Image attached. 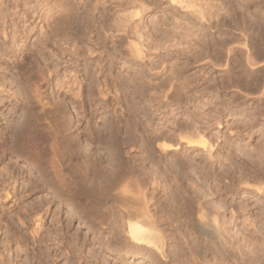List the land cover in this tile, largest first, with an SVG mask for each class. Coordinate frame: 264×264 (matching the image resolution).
<instances>
[{
	"label": "rangeland",
	"instance_id": "1",
	"mask_svg": "<svg viewBox=\"0 0 264 264\" xmlns=\"http://www.w3.org/2000/svg\"><path fill=\"white\" fill-rule=\"evenodd\" d=\"M142 1L140 0V2L143 5L145 3L144 8H146L147 11L143 14L142 18H140V17L136 18V19L133 18L134 22L135 21L136 22L135 23L131 22V24H130L132 26L131 27L132 31H130V32H133L132 34H130L131 37L121 38L122 40L118 39L117 42L115 43V45L118 46V43H121V44L123 43L122 45L119 44L120 48H118V49H121L125 43L127 44V41L133 42L131 40H136L137 36H138V35L136 36L134 34V29L136 27L135 31L136 32L139 31L138 33H141V35H143V37H141L142 43L140 42V39H138L139 41L137 40V44H139L141 49L144 51L143 57L140 58L141 60L144 59V60H142L143 62L142 61L139 62L140 59L133 60V61H132V59L129 60L126 55H125V58L122 56L120 57V56H118L119 54H115L116 52L114 53V51L113 52L111 51L114 49V44H113V42L112 43L110 42L111 41L110 39H111L112 35H113L112 37H114L116 34L111 35L110 31H109V33H107L108 32L107 31L106 32L108 35L107 36L104 33V31H101L99 33V36H97V38H95V35H96L95 33L92 34V32L90 33L89 31L88 32L86 31V33L85 32L82 33L83 31H85V30H83L84 29L83 28L81 30V32H79V34H77V38L74 36L77 39L75 41H77V43H78V49L76 48L77 52H75V54H73L74 57L72 55L75 63L72 65L62 64V62L64 60L66 61V60L70 59V56L63 55V53H61V51L59 50L60 49V46H59L60 45V43H59L60 38H58V37H60V34H62V32H61V30H58V32H56V31H57L58 26H60L58 24L59 23L62 24L63 23L62 21L63 20L65 21L66 19H65V17H63V18L57 17L58 15L56 16L57 18L56 17L54 19L51 18V20L52 19L54 20V21L52 20L53 23H52V21L51 22L48 21L49 23L45 22V23H42V25H41L38 20L33 19V16L31 14L23 16L22 15L23 13L21 12L20 13L21 18H19L21 21L19 19L17 21V24L19 23L18 24L19 30H23V29L25 30L26 29V31H28L29 33L32 30L30 33V37H32L34 35L31 39L28 40V43H26L25 45L23 44L22 39H21L22 41L20 39H17V40L12 39V37L9 34L10 33L9 29H8V35H7L8 40L3 39V36H1V34L3 33V30H1V28H0V30L2 32V33H0V39H1V41H0V48H1L0 49V54H1L0 55L1 56L0 57L1 58L0 59V86H1L0 87V101H1L0 113H3V115H2L3 118H1V114H0V128L3 129V130L0 129V132L3 131L2 133H0V140H1L0 141L1 142L0 148L2 149V150H0V154L2 153V151L5 150L7 153L6 157L9 156L8 158H12V161H13V163L11 161V163L13 164V165L11 164L12 168H14V166H20V167L23 166L24 167L23 170H25L24 171L25 173H23L22 176L21 175L18 176V180H17V183L15 186L9 185V190H10V193L12 194V195H10V198H6L5 194L3 195V193L0 191V264H6V263L7 264H24V263L25 264H27V263L28 264H35V263H38L37 260L42 261V262L48 261L49 263L51 262L50 264H65V263L66 264H159V259H156V260H158V262H157L156 260L150 258L151 255L149 253H127L126 254L125 251L120 252L119 250H117L116 247H114L113 245L111 246V241H112L111 230L106 225L103 227V225L101 223V219L99 218L100 215L97 214L95 208L92 207L93 208L92 209L90 206H88L89 208L87 207V205H86L87 198L86 197H83L81 195V197H80L81 199H79L77 201L73 200V204L71 205V203H69L68 199H65L66 197L58 195L55 190L50 189V187L47 186V183H46V185H45V183L43 184V182L41 180L43 179L42 176L44 173V170H43L44 167L39 164L38 157H34V156H32L33 153L28 154L27 152L25 153L26 155L28 154L27 156L25 154H23L25 156L22 157L23 155L20 154V156H21L20 157L19 154L15 153V151H12V150H14L13 149V144L15 143L14 140L17 139V134H18V132L21 131L20 129L23 128L22 131L20 132V134L22 133L21 135H24V136L27 135L26 131H28V130L31 132L30 136L34 133L35 135L34 134L33 135L36 137V135L38 134L41 137L40 138L37 135L36 139H38L39 142L44 140V137H47V132H45V131H47V129H48V127H47L48 121L46 120V117H44L45 118L44 119L42 114H41L40 109H38V110L36 109V108H40V107L38 105L36 106L35 102H33V100H31V99H30L31 100V102H30L27 99L26 93H24L25 92L24 90H27V89H25L26 85L24 84L26 82L23 81L22 79H21L22 81L20 80V75L18 74V71H17L18 67L21 68L20 65H22L23 69L22 68L21 69L24 71L29 70V68L32 69L31 67H36V69L39 68V69L43 70L45 72V74L50 73V80L47 82L49 85H47L46 82L42 83L43 94L46 95L45 97H47V99L51 103L53 101V98H54V101H56L57 103L61 101L60 103H58L56 105L53 104V106H55V108H57V106H58L57 109L60 111L58 113H63V111H64L66 113L70 112L74 115L72 121L68 122V124H67V122L65 123L67 129L65 128L64 123H62V125H64L61 127L63 133L59 129L61 136L63 137V135L65 134L64 136L71 137V138H69L71 140V142H70L71 145L72 146L75 145L74 146L75 148H79V149L82 148L81 152L84 155H87V156L90 155V157L92 159L94 158L93 157V155H94L95 158L93 160H96V161L98 159H100L97 161L98 166L94 169L95 171L93 170L94 175L92 174L89 181L86 183V185L90 184L89 186L91 187V189L93 191H95V193L102 194L103 192H100V189L103 187L105 188L109 185V180H110V177L112 175V169L114 170V166L117 163H121L123 165L127 164L130 166L132 165L137 170H141V171L143 170L142 172L144 174L149 173L148 176H150V173L152 172L151 173L152 177H155L158 180L161 179L162 181L161 180L158 181L161 184L158 188L160 190H157L156 196L158 195L157 200H159V201L161 200L160 202H162V203H165L166 200L170 198V197H167V195L169 196V194L172 193L171 190L174 192V193H172V195H170L171 197L176 195V193H177L178 195H176V196H179L180 199H183V197L185 196L183 191H185V190H181V188H179L178 186H176V189H175V185H177V183H175V184L172 183L173 181H175V180L178 181L177 179H179L182 183L184 182L183 184H185V187H189L186 189H190L191 193L194 191L199 193V196L200 197L202 196L203 201L208 204L207 206L210 207V205H212L210 208H214V206H216L217 208L215 207L214 210L217 209L221 212V214L223 215L222 217H224L223 219L225 220L224 226L227 225L225 228L227 229V231H229L228 236L233 239V243L235 244V247H234V252H235L234 254L235 255L233 254L234 259L236 258L235 260L237 262L241 261V263L239 262L240 264H242V262H244V264H246V263L247 264H253V263L254 264H264V225H263L264 224V199H263L264 194L262 195L260 193V191L258 192L257 189L255 190L256 187L255 188L252 186L250 187V185H247V184L244 186L241 185V187H240V184L239 185L237 184L238 182L235 183V185L231 184V181L232 182L234 181L232 179L235 178L236 175H237V177L240 176L239 178H242V177L247 178L249 176H247V175L245 176V174L252 175L254 171H256L257 174L264 179V116H263V118L260 117V112H259L260 109L258 110L255 107H252V108L251 107L250 108L249 107H245V108L241 107V108H239L238 106H236L234 104L232 105L228 101L227 98L225 99V97H223V95H221V93H220L221 91L218 89V87H219L218 85L221 84V77H220V75H218V73H212L210 70L199 71V67H197L196 65H192V63H191V66H188V65L186 66L185 62L187 61L186 58H188V55L186 56V53L183 55V53L181 54L180 52H177V54H174V53H176V52H174V53H171V55H170L169 52H167V50L165 49V47H167L169 45V43L168 44L166 43L167 39H169V38H167V36L168 37L175 36L176 31L180 32V34L190 33V34H188V36L190 35L192 37H189L188 40H192V41L194 40L193 34H196L195 35V40H196V37L197 38L199 37V39L201 37H202V39L203 38H205V39L211 38L210 36H212L215 33L216 35L214 34L215 35L214 37H216V39L218 41H220L222 38L221 36H224L223 35L224 31L227 33L232 32L231 34H235V32H236V31H234L235 27L232 28L233 26H230L229 24H227V26H230L231 28L226 27L225 25L224 26L226 28H224L223 25H221V27H219L218 24L215 23L214 24L215 27L218 26L220 29H218V28L216 29L214 27L215 29H212L211 31H209V28H207L208 27L207 25H201L196 21V19L191 15L190 9H188V10L185 8L183 9L182 6L172 4L170 2V0H146V1L144 0V3ZM126 2H128V0H101V4L99 6L100 8L98 7L99 10L94 12L93 17H94V15L96 17L103 16V19L105 17V20H108V22H109V21H112V19H114L116 16H122V17L127 16V19L129 18L132 21V19H131L132 15L131 14L132 13L134 14L136 9L133 8L134 9L133 10L131 8V10L130 9L126 10V11L122 10L123 4ZM235 2H237L238 5L240 2L246 6V8H245V6L240 4L241 7L239 5L237 8H238V11L240 10L241 13L245 9L244 11L246 13L243 12V14L249 15L247 17L245 16L246 23L248 24L247 28H250V26L252 24H254L251 26L254 29L252 31H249L250 33L247 32L248 33L247 36L245 35V39H248L246 42V44H247L246 47L249 48V52H250V51H252V49L250 50V47H252L251 45H249V44H251L250 42H253L252 45L256 46V44H258V42L261 40L256 47L258 48V46H260L261 43H263L261 45V48H263V49L259 48L260 49L259 50L253 46L254 49L251 53L255 52L256 50H259L261 52V50H262V52L261 53L259 52V53L261 55H263L264 54V52H263L264 51V40H262V39L264 38V36H263V34H264L263 33L264 32V30H263V28H264L263 27L264 26V6L253 5V3L245 4L246 2L244 3V0H241V1L239 0V2H238V0H236ZM81 3H83V2H81ZM30 5H33V4L30 3ZM30 5H29V7H30ZM247 5L249 6V8ZM21 8H22V10L24 9V4L21 5ZM216 8H218V7H216ZM216 8H213V9L211 8V13H214L215 10H216L215 13H217V12H219V9H220V11L222 9V8H218V9H216ZM82 9L83 8L80 9L81 13H83ZM83 10H85V7ZM120 10H121V14L118 13ZM31 11H33V10L31 9L30 12ZM223 11H225V10H223ZM250 11L253 13L251 14ZM73 12L74 11H72V13ZM100 12H102L104 15L99 14ZM75 13H76V11H75ZM97 13H98V15H97ZM115 14H116V16H115ZM128 14H130V15H128ZM256 14L258 15V17L256 16ZM22 16L24 18H22ZM108 17H111V19ZM248 17L250 18L249 23L247 20ZM251 17L252 18L254 17L253 19L255 21H253V19ZM23 19H25L26 21H24ZM245 20H243L244 22L243 23L241 22V24H243V26L245 25V27H246V24H244ZM256 21L261 22L263 25L261 26V24L259 22H256ZM0 22H1L0 27H2V29H4V25L6 26L5 22L4 21H0ZM79 22L81 25V21H79ZM254 22L256 24L259 23L258 24L260 26V27L258 26V28L260 29L259 32H258V28ZM25 23H26V25H25ZM250 23H251V25H250ZM2 24H3V26H2ZM39 24L43 27V32H41V30L39 28L41 26ZM53 24H55V25L53 26ZM44 25H46V26H44ZM47 25H49V26L47 27ZM30 26L32 29L29 28ZM51 26H53L54 28ZM61 26L59 27V29H61ZM48 28L51 29L52 31L48 30ZM204 28H207L208 32L205 31L206 29H204ZM227 28H229L230 30ZM252 28H250V29H252ZM28 29H30V30H28ZM53 29H55V32L58 35V37H56L57 39L55 38L56 41L54 39V40L49 41L50 43L48 42L46 44L47 46H45V45L41 46V44H39V41H38L39 35H41V33L43 34L44 30L50 31L53 33L54 32ZM236 29H237V27H236ZM218 30H219V32L222 31V34L218 35L219 34V32H217ZM261 30H263V32ZM59 31L61 33H59ZM173 31H175V32H173ZM253 31H255V32H253ZM36 33H38V37H37ZM167 33H169V34L166 35ZM171 33H173L175 35H173ZM207 33H209V34H207ZM237 33L240 34L238 31H237ZM257 34L260 35V38L263 36L262 39L258 38L259 35H257ZM2 35H4V34H2ZM109 35H110V37H109ZM241 35H243V34H241ZM250 35L252 36V38ZM106 36L109 39L108 42H110V43L106 42L107 41L105 38ZM132 36L136 37V38L134 39ZM99 38H102V39L100 40ZM257 38H258V40H256ZM129 39H131V40H129ZM251 39H252V41H250ZM253 39L256 40V43ZM112 40L115 41L116 39H112ZM37 41H38V43H37ZM52 42H53V44H52ZM101 42H103V44ZM183 42H184L183 43L184 45L181 44V48L173 47L174 49L172 48V50L177 51V49H179V51H181V49H182L184 51V49H186L188 47V44L186 43V41H183ZM193 42L190 43L189 45L194 44ZM134 43H136V42H134ZM48 44H50V45H48ZM54 44L56 46L58 45L59 47H57V49H56V46ZM172 44L173 43H171L170 45H172ZM52 45H54V47H51ZM182 45H183V47H182ZM124 46H126V45H124ZM142 46H144V47H142ZM35 47H37V48H35ZM104 47L106 48V50L107 49H108V51L110 50V53L112 55L111 59H113L112 64H111V62L108 63L106 61L103 64H100V62L102 61V57H103L100 54L103 51H106V50H104L105 49ZM33 48H35V49H33ZM39 48H40V50H39ZM247 48L244 50H248ZM32 50H34V51L36 50L35 54L39 60H37V62H34V61H31L30 59L29 60L27 59V60H25V63H27V65H26L23 61V59L25 57L23 55H26L25 53H28V52H29L28 54H31L33 52ZM50 50H51V52H50ZM169 51H171V50H169ZM54 52L57 55L59 53L58 57L60 59H58L57 55H55L57 57V58H55ZM256 52H257L256 53L257 55L255 54L256 56H253L255 59V62L256 61L258 62V60L260 59L259 62L261 61L262 63H264L262 61V60H264L263 59L264 57L262 58V56L260 54H258V51H256ZM38 53H39V56H38ZM60 53L62 55H60ZM65 57H66V59H65ZM76 57H78V58H76ZM52 58H53V60H52ZM48 59L51 61H49ZM57 59H58V61H57ZM88 59H89V61H88ZM256 59H258V60H256ZM126 60H128V61H126ZM29 61H30V66L28 67ZM45 61H47L48 64ZM21 62L24 65L21 64ZM52 62L54 65L52 64ZM90 62H92V63H90ZM33 63L35 66L33 65ZM38 63L41 64L40 65L41 68L38 67L39 66ZM49 63L51 64V67H52L51 70H49L51 68L50 66H48V65H50ZM13 64L14 65L16 64V65L14 66ZM96 64H98V65L96 66ZM43 66H45L44 69H43ZM72 67H74V68H72ZM15 68H17V69H15ZM53 68H54V70H53ZM86 68L90 69V70L92 69L90 71L91 73L89 72L90 73L89 78L93 76V79L96 81L93 84V88H92V92L94 94H92L91 96H88V93H85V96H84V93H82V89H81V93H78V87H79V83H80L79 81L82 80V83H84L83 85L90 83V80L88 81V77L87 78H86V76L84 77V75H86L84 73L86 71ZM102 68H104L102 73L100 72L101 74L100 73L97 74L96 75L97 77L95 75L91 76V74H94L95 71H99ZM173 68H175V70L176 71L178 70L179 72L178 71L174 72V70L171 71ZM245 68L247 69L248 67L246 66ZM245 68L243 67V70H246ZM33 69H35V68H33ZM33 69L30 70V71H32V73H34V71H36V69L34 71H33ZM57 70H58V72H57ZM47 71H48V73H47ZM50 71L53 73H51ZM74 71H76L77 73ZM138 72L141 75V77H139ZM81 73L83 74V76H81L82 75ZM172 73L174 74L173 75L174 78H175V76L181 75L180 77L186 78L187 81L191 80L190 82H191L192 86H190V90L188 89V91L186 90L184 93L183 92H181V93H183L182 96L184 97L185 101L190 102L192 111H194V113H196L198 115H202V114L204 115V113L207 114L209 112L208 114H210V116L212 117V118H209L210 119L209 121H206V120L204 121V122H206L207 131H208V133H210L209 136L211 135L210 136L211 141L210 140L208 141V144L205 146V148L203 146L202 147L194 146V147L188 148V146L186 144L181 145L180 149H178V150H176V149L171 150L169 148L163 149L161 147L162 142H160L158 140L159 133L160 134H162V132L166 133V131L170 130L168 127V124L167 125L165 124V118L166 117L169 118V116H166V115H168L167 113H168V110L170 108H168V110H167V107L169 106L167 103L168 101L165 100L163 97H161L157 92L160 89L159 87H161L162 84H164V82H165V84H167L168 82H171V79H173ZM175 73H179V74L175 75ZM32 75H34V74H32ZM125 75L130 79L129 83H131V81L132 82L135 81L136 85H134V82L132 84H129L127 81L128 78L125 77ZM53 76H54V78H53ZM57 76H59V77H57ZM76 76H78V77H76ZM105 76H107V78ZM122 76H123V78H122ZM170 76H172V77H170ZM81 77L84 79H82ZM75 78H77V79L75 80ZM105 78L108 80L107 83L111 82L112 84L109 83L110 84L109 85L106 82H104ZM124 78H126V79H124ZM98 79H99L101 84H99ZM122 79H124V80H122ZM57 80L59 82H57ZM137 80L139 81V83H140V81L141 82L143 81V83L139 84ZM123 81H125L126 84ZM97 82L99 85L97 84ZM137 84L140 86H138ZM141 84H142V86H141ZM105 85L107 86V88ZM132 85H133V87H132ZM100 87H101V89H100ZM137 87H139V90ZM108 88L112 93L108 90ZM135 88H136V90H135ZM141 88H142V90H141ZM73 89H74V91H73ZM103 89H105V90H103ZM143 90H145L146 93ZM130 91H132V92H130ZM140 91H142V92H140ZM103 93H104V95H103ZM134 93H136V94L134 95ZM251 93H252V91H251ZM51 94H52V96H51ZM76 94L78 95L77 96L78 98L76 97ZM189 95H190V97H188ZM79 96H81V97H79ZM185 96H186V98H185ZM57 99H58V101H57ZM73 99H76V100H73ZM7 100H9V101H7ZM21 100L24 101L25 103L22 102ZM50 100H52V101H50ZM26 101L28 102L29 105H31V103H32L33 107H32V105L29 106ZM76 101H82L83 104L85 103L83 105V110H85L87 117L82 118L81 120H78L77 118H75L74 109H72V103H74ZM9 102L12 104H15L13 107L14 111H12V113H10V112L8 113L5 111V109H6L5 107H6V105L9 106ZM56 102H53V103H56ZM22 103H24V104L22 105ZM60 104H63V105H60ZM90 104H92V105H90ZM59 105L61 107H59ZM3 106H5V107H3ZM95 106H98V108L96 109ZM26 107L27 108L30 107V109H25ZM263 107H264V103H263L262 109H263ZM20 108L21 109L23 108V109L21 110ZM33 108H34V110H33ZM89 108H91V109H89ZM246 109H247V112H249V113L246 112ZM90 110H92V111H90ZM248 110H250L251 112ZM24 111H25V113H24ZM27 111H29V112L27 113ZM32 111H34V112L36 111L35 114H31V113H34ZM39 111H40V113H39ZM91 112H92V114H91ZM7 113H8L7 117L4 116V114L6 115ZM37 114L39 116L41 115L40 118L44 119V120L42 119V122L46 120L45 124H44V122L42 124H40L41 120L40 121L38 120L40 118ZM257 114H259V115H257ZM32 115H33V118H32ZM36 115H37V117L35 118L36 122H34V120H32V119H34V117ZM25 116H27V118H25ZM28 116H31L32 119L29 118ZM3 119H4V121H3ZM25 120L28 123L25 122ZM28 120H30V122ZM217 121L219 122V124ZM7 122L10 124H6ZM24 122H25V125L23 124ZM33 122L36 124H34ZM85 122H87V123H85ZM32 123L35 126L37 125L36 129ZM15 124L17 126V132H16ZM207 124H209V125H207ZM3 125H5V126H3ZM6 125H8V126H6ZM9 125H10V128H9ZM20 125H21V128H20ZM28 125H29V127H28ZM31 125H32V127H31ZM42 125L47 127V129L44 128V126H42ZM68 125H69V127H67ZM217 125H220L221 128H218ZM14 126H15V128H13ZM11 127H12V129H11ZM39 127H41V130ZM25 128H27V129L29 128V129L27 130ZM42 128L45 129V131ZM68 128H69V130H68ZM14 130L16 133L14 132ZM36 130L37 131L39 130V131L37 132ZM98 130H100L99 131L100 133L101 132H102V134L104 133L103 135L101 134L102 137L104 136L103 137L104 140L102 139V142L101 141L98 142L94 138L87 136L90 133H92L93 131H98ZM11 131L14 132V134L12 133L13 136L11 134ZM32 131H34V132H32ZM40 131L44 132V133H40ZM65 131H66V133H65ZM88 131H92V132H88ZM7 132L9 133L8 136L11 138H9L7 136V134H8ZM25 132H26V134H25ZM1 134H3V135H1ZM4 134H5V136H4ZM20 134H18V136H20ZM40 134H43V135L41 136ZM14 136H16L15 137L16 139L14 138ZM28 136L29 135H27L26 138L30 137V136L29 137ZM34 136H31L32 138L31 137L30 138L33 139ZM7 139H9L10 141H8ZM11 139L13 140V142H11ZM212 141H213V143H212ZM5 142L7 143V145ZM159 143H160V145H159ZM2 144H3V146L6 145L8 149L5 148L6 146L3 147ZM41 144L42 143H38L39 146H41ZM8 145H10L11 147L10 146L8 147ZM208 145H210V146H208ZM209 147H210V150H208ZM83 149L84 150L87 149L88 152L86 150H85L86 151L85 152ZM14 154H16V155H14ZM25 157L27 159H25ZM31 157L35 160H33ZM28 159H29V161H28ZM7 160H6V158H1V160H0V168H2V166H3V168H2L3 170L7 169L9 166L8 165L9 163ZM179 160L191 162V166H192L191 169L188 168L185 170L186 172L182 171V170H181L182 172H179L180 170L177 169V167H176L177 166L176 163L180 162ZM113 161H114V163H113ZM239 161H240V163H239ZM34 162H36L37 164L36 163L33 164ZM233 162H235V163H233ZM241 162H245L246 164H244V163L241 164ZM110 163H111V165H110ZM238 163L242 166L240 167V165ZM153 164H155V165H153ZM235 164H236V166L238 164L237 168H236ZM243 164L246 167H247V165H248V167L250 166L251 170L250 171L245 170V172H244V169H243L244 165ZM38 167H39V171H38ZM241 168L243 169V172H241L242 171ZM146 169H147V171H146ZM40 172L42 175L40 174ZM221 172H222V174H221ZM108 173H109V176H108ZM217 173L221 174V176L218 178L219 179V182H218L219 186H218V184H216V182L215 183L213 182V179L216 178L215 176H218ZM153 174H155V175L157 174V175L153 176ZM41 177H42V179H41ZM98 177H100V178H98ZM170 180H172L171 181L172 186L169 184ZM105 181L107 184L104 185ZM102 182H103V184H102ZM99 185H100V187H99ZM95 187H97V188H95ZM247 187H249V188H247ZM168 188L170 190H168ZM179 189H180V191H179ZM14 190H15V193L13 192ZM82 190L83 189L81 188V191ZM159 191H160V193H159ZM164 191H165V193H164ZM55 197H57V198H55ZM184 200H185V198H184ZM221 201H223V202H221ZM258 202H260V203H258ZM180 203H182V202L180 201ZM218 203H220L219 205L221 206V208H223V207L224 208L220 210V206L218 205ZM222 205H223V207H222ZM23 210H24V212H23ZM97 210H99V209H97ZM260 210L262 212H260ZM37 213L38 214L42 213L41 215L44 216L42 218V220H43L42 222H37L36 220H34L37 218V217H35V215L37 216ZM93 213H96L98 216L96 214H93ZM233 213L235 214V217H234L235 219L233 218V216H234ZM262 213H263V215H261ZM29 219H31V221ZM33 220H34V222L39 223V227L41 228L40 230L41 231L43 230L42 232L46 235V237L48 236L46 241L43 240L41 242V244H40V242L33 240V236L31 235L32 234L31 233L32 228L35 227V223L33 225ZM29 222H31V223L29 224ZM28 224H29V226H28ZM251 224H253V226ZM122 232L124 234L121 233V236L126 237L124 230ZM243 238H246L247 240L246 239L243 240ZM245 240H246V242H245ZM249 240H251V241H249ZM248 241L250 242V244ZM251 242L252 243L255 242L254 245L252 244V246H251ZM256 243H258V245ZM260 244L262 246H260ZM259 247H261V249ZM47 252H49V253H47ZM37 256H38V259H37ZM49 258H50V260L51 259L52 260L50 261ZM184 258L183 259L181 258V260H184ZM45 259H48V260H45ZM169 264H172V263H169ZM174 264H179V263L177 261V262H174Z\"/></svg>",
	"mask_w": 264,
	"mask_h": 264
},
{
	"label": "bare ground",
	"instance_id": "2",
	"mask_svg": "<svg viewBox=\"0 0 264 264\" xmlns=\"http://www.w3.org/2000/svg\"><path fill=\"white\" fill-rule=\"evenodd\" d=\"M235 1L236 0H170V2L172 4H176V5L182 6L183 9L184 8L187 9V10L190 9L191 15L196 19V21L199 24H201V25H207L208 26L207 28H209V31H211L212 29H215V28L216 29L217 28L220 29L219 27H221V25H223V26L225 25L226 27H230V26H233L232 28L235 27L234 31H236V32H235V34H231L232 32L231 33H227V32L224 31L223 32L224 36H221L223 39L221 38L220 41H218L216 39V37H214L216 35L214 32L213 33L215 35L213 34L212 36H210L211 38H207L206 37L208 40L205 39V38L202 39V37L200 39H199V37L198 38L196 37V40H195V35L196 34H193L194 35V40H193L194 42H193L192 40H188L189 37H192L190 35L188 36V34H190V33L180 34V32L176 31V35L171 33V34H173L175 36H172V37H168L167 36V38H169V39H167L166 43L167 44L169 43V45L171 43H173V44L170 45V46L168 45L167 47H165V49L167 50V52H169L170 55H171V53H174V52H176L174 54H177V52H180L181 54L183 53V55L186 53V56L188 55V58H186L187 61L185 62L186 66L187 65L191 66V63H192V65H196L197 67H199V71L210 70L212 73H218V75H220V77H221V84L218 85L219 86L218 89L221 91L220 92L221 95H223V97H225V99L227 98L228 101L232 105L234 104V105L238 106L239 108H241V107H243V108H245V107H249V108L250 107L251 108L255 107L258 110L260 109V111H259L260 112V117L263 118V116H264V110H263L264 107L262 109V106H263V103H264V63H262L261 61H260L261 62L260 63L259 62L260 59L259 60L256 59V60H258L259 63L257 61L255 62V59L253 57V56L257 55L256 51H258V54H260L262 52V50H261V52L259 50L263 49V48H261V45L263 43H261V45L258 46V48H257L256 46L259 44V42L261 40L258 42V44H256V46L252 45L253 42H250L251 44H249V45L252 46V47L249 46L250 50L252 49V51H253V49H254L253 46L256 47V49H259V48L260 49L256 50L255 52H253L254 54L251 53L252 51L249 52V48L246 47V45H247L246 42H247L248 39H245V35L247 36V34H248L247 32L252 31L254 29V28L251 27L254 24L251 25V23H250V25H251L250 28H252V29L247 28L248 24L246 23L245 16L247 17L249 15H246V14L244 15L243 14V12H245L244 11L245 9L241 13L240 10L238 11V8H237L240 4L243 5V6H245V5L240 3L239 0H238L239 5H238V3L235 2ZM81 2H83V3H81ZM142 2L144 3V0ZM30 3H32L33 5H30ZM244 3L245 4L253 3V5L264 6V0H244ZM22 4H24V9L23 10H22L23 7L21 8ZM100 4H101V0H86V1L85 0H0V21H4L5 24H6V26L4 25V29H2V27H0L1 30H3V33L1 32V30H0V33L4 34V35L1 34V36H3V39H7L8 40L7 35H8V29H9L10 30L9 34L12 37V39H16V40L17 39H20V40L22 39L23 41L22 40L21 41L25 45L26 43H28V40L31 39L34 35L32 37H30V33H31L32 30L30 31V33L28 31H26V29L25 30L24 29L23 30H19V25H18L19 23L17 24V21H18L19 18H21L20 17V13L21 12L23 13L22 14L23 16L31 14L33 16V19L38 20L41 25H42V23H45V22H48V21L51 22L58 15L57 17H61V18L65 17V19H66L65 21L64 20L62 21L63 22L62 24H60V23L58 24L60 26L62 25L61 29H59L60 26L57 25L58 28L55 26L57 28L56 32H58V30H61V32H62V34H60V37H58V35L56 34L55 29H53L54 30L53 33L50 32V31H45L44 30V33L43 34L41 33V35H39V37H38V33H36V35H37V37L39 39L38 41H39V44H41V46L42 45L47 46L46 44L49 41L54 40L56 37L60 38V40L58 39L59 43H60V45H59L60 49L59 50L61 51V53H63V55L70 56V59H68L66 61L62 60L63 61L62 64H64V65H72V64L75 63V61L73 60V57H74L73 54H75V52H77L76 48L78 49V43L75 40H77L76 39L77 38V34H79V32H81V30L83 28H84L83 30H85V31H83L82 33H84V32L86 33V31L87 32L89 31L90 33L92 32V34L95 33L96 34V35L94 34L95 38H97V36H99V33L101 31H104V33L106 35H107V33H109V31H110L111 35L112 34H116L114 37H112L113 36L112 35L111 39H110L111 40L110 42L111 43L113 42V44H114V49L111 50L112 52L114 51V53L116 52L115 54H119L118 56H120V57L122 56L124 58H125V55H126L128 57V59L129 60L132 59V61L142 58L144 51L141 49L139 44H137V40L140 39V42H141V40H142L141 37H143V35H141V33H138L139 32L138 30H137L138 32L135 31L136 27L134 29V34L136 36L138 35L136 40L129 39V40H131L133 42L127 41V44L126 43L124 44L126 46L123 45V47L121 46L123 43L122 44L118 43V46L115 45V43L117 42L118 39L131 37L130 34H132L133 32H130V31H132V29H131L132 26L130 24H131V22H134L133 18H135V19L139 18V17L142 18L143 14L147 11L146 8H144L145 3L143 5L140 2V0H128V2L123 4V9L122 10H125V11L129 10V9L131 10V8L132 9L133 8L136 9L134 14L133 13L131 14L132 15L131 16L132 21L128 18L130 20L129 21L127 19V16H125V17L123 16L122 17V16H116V14H115L116 17L114 16L115 18L113 17L114 19H112V21H109V22H108V20H105V17L103 19V16L96 17L94 15V17H93L94 12L99 10L98 7L100 6ZM29 5H30V7H29ZM241 5H240V7H241ZM84 7H85V10H83ZM216 7L222 8L221 11L219 9V12L215 13V11H216L215 10L214 13H211V8L213 9V8H216ZM81 8H83L82 9L83 13H81V10H80ZM218 8H216V9H218ZM245 8H246V6H245ZM248 8H249V6H248ZM31 9L33 11L30 12ZM223 10H225V11H223ZM72 11H74V12L72 13ZM75 11H76V13H75ZM102 12H100L99 14H103ZM118 13L121 14V10ZM252 13L253 12H251V14ZM97 15H98V13H97ZM128 15H130V14H128ZM23 16H22V18H24ZM256 16L258 17L257 14H256ZM51 18H53V19L51 20ZM108 18L111 19V17H108ZM25 19H23V20L26 21ZM249 19L250 18L248 17L247 18L248 23H249ZM243 20H245L244 24H246V27H245V25L243 26V24H241V22L242 23L244 22ZM53 21H52V23H53ZM79 21H81V25H80ZM253 21H255V20L253 19ZM256 22H259V21H256ZM261 22H259V23L262 26L263 22L262 23ZM215 23H217L219 27L218 26L215 27V25H214ZM259 23H257V24L255 23L257 28L259 26L258 25ZM3 24H2V26H3ZM227 24H229L230 26H227ZM0 25H1V22H0ZM25 25H26V23H25ZM49 25H47V27ZM54 25L55 24H53V26ZM44 26H46V25H44ZM53 26H51V27H53ZM225 26H224V28H226ZM236 27H237V29H236ZM29 28H31V26ZM39 28H40L41 32H43V27L41 26ZM49 28H48V30H51ZM207 28H204V29H206L205 31H207ZM227 29H229V28H227ZM28 30H30V29H28ZM259 30L260 29L258 28V32H259ZM263 30H264V28H263ZM263 30H261V31L263 32ZM237 31L240 34H238ZM61 32L59 31V33H61ZM173 32H175V31H173ZM217 32H219V30ZM253 32H255V31H253ZM169 33H167L166 35H168ZM209 33H207V34H209ZM220 34H222V31H220L218 35H220ZM241 34H243L244 36L241 35ZM259 34H257V35H259ZM107 36L105 37L106 40H107L106 42H108V40H109L107 38ZM263 36H264V34H263ZM109 37H110V35H109ZM262 37L260 38V35H259L258 38L262 39ZM133 38L135 39L136 37H133ZM251 38H252V36H251ZM258 38L256 40H258ZM56 39H55V41H56ZM99 39L101 40L102 38H99ZM112 39H116V40L114 41ZM256 40H254L255 43H256ZM262 40H264V38ZM0 41H1V39H0ZM38 41H37V43H38ZM183 41H186V43L188 44V47L187 48L185 47L186 49H184V51L182 49H181L182 52L179 51V49H177V51L172 50L173 47L181 48V44L184 43ZM191 41L194 44L189 45L190 43H192ZM250 41H252V39ZM53 42H52V44H53ZM110 42H108V43H110ZM134 42H136V43H134ZM101 43L103 44V42H101ZM119 44H121L120 46L122 47L121 48L122 50L118 49V48H120ZM48 45H50V44H48ZM54 45H52L51 47H54ZM183 45H182V47H183ZM59 46L57 45L56 49ZM142 47H144V46H142ZM35 48H37V47H35ZM35 48H33V49H35ZM246 48L248 50H244ZM39 50H40V48H39ZM51 50H50V52H51ZM104 50H106V48ZM169 50H171V51H169ZM32 51L33 52L31 54H28L29 52L25 53L26 55L28 54L27 56L23 55V56H25L24 59H23L24 63H25V60H27V59L28 60L30 59L31 61H34V62H37V60H39L38 57L35 54L36 50L35 51L32 50ZM61 53H60V55H62ZM55 55H57V54L55 53L54 56ZM58 55H59V53H58ZM58 55H57V57H58ZM72 55H73V57H72ZM100 55L103 56L102 57V61L101 62L99 61L100 64H103L105 61L108 62V63L111 62V64H112L113 59H111L112 55L110 53V50L108 51V49H107L106 51H103ZM38 56H39V53H38ZM261 56L263 58L264 54L261 55ZM57 57L55 56V58H57ZM76 58H78V57H76ZM58 59H60V58L58 57ZM58 59H57V61H58ZM65 59H66V57H65ZM89 59H88V61H89ZM52 60H53V58H52ZM142 60H144V59H142ZM142 60L140 59L139 62L142 61ZM49 61H51V60H49ZM126 61H128V60H126ZM262 61L264 62V60H262ZM22 62H21V64H23ZM45 62L47 63V61H45ZM90 63H92V62H90ZM25 64L27 65V63H25ZM52 64H53V62H52ZM33 65H34V63H33ZM40 65L41 64H39L38 67H40ZM97 65L98 64H96V66ZM29 66H30V61H29L28 67ZM48 66L51 67V64L48 65ZM246 66L248 67L247 69L245 68ZM20 67L22 68V65H20ZM44 67L45 66H43V69H44ZM243 67L246 70H243ZM21 68L18 67L17 71H18V74L20 75V80L22 79L23 81L26 82V83L23 82L26 85V88L25 87L24 88L27 89V90H24L25 91L24 93H26L27 99L30 102H31V100H33V102H35L36 106L38 105L40 107V108H36V109L37 110L40 109L43 118L46 117V120L48 121V123H47L48 124V126H47L48 129H47V127L42 125V126H44V128L47 129V131H45V129L42 128L45 132H47V137L43 136L44 140H42L40 142H39L38 139H36L38 134L35 137L34 136L35 134L33 133L34 135L32 134L31 136H34L35 139L34 138L31 139L32 137L30 136L31 132L28 130L29 128L28 129L25 128V129L28 130V131H26L27 135H29L31 138L29 136H28L29 138H26L27 135L26 136L21 135L22 133L20 134V132L22 131L23 128L20 129L21 131L18 132V134H20V136H18V134H17V139L15 138L16 136H14V138L16 139V140H14L15 143L13 144V149L14 150H12V149L11 150L15 151V153L19 154V156H20V154L23 155V154H25L27 152L28 154L33 153L32 156H34V157H38L39 164L44 167V169H43L44 173H43V176H42L43 179L41 177V179H42L41 181L43 182V184L45 183V185H46V183H47V186H49L50 189L55 190L58 195L66 197L65 199H68V201H69V203H71V205L73 204V200L77 201V200L81 199L80 198L81 195L83 197H86L87 198V203H86L87 207L90 206L91 208L92 207L95 208L97 214L100 215L99 218L101 219V223H102L103 227L106 225L111 230V232H112L111 233V236H112L111 246L113 245L120 252L121 251H125L126 254L127 253H149L151 255L150 258H152L154 260L159 259V264H169V263L174 264V262H177V261H178L179 264H240L241 263V261H239L240 263L237 262L235 260L236 258L234 259L233 254L235 253L234 252L235 244L233 243V239L228 236L229 231H227V229L225 228L227 225L224 226V221L225 220L223 219L224 217H222L223 215L221 214V212L219 210H217V209L214 210L216 206H214V208H210L212 205H210V207L207 206L208 204L203 201L202 196L200 197L199 193H197L196 191L191 193L190 189H186V188H189V187H185V184H183L184 182L182 183L179 179H177L178 181L175 180L172 183H174V184L177 183V185H175V189H176V186H178L179 188H181V190H185V191H183L185 196L182 194L184 196L183 199H180L179 196H176V195H178L177 193H176V195L171 197L170 195H172V193H174L171 190L172 193L170 192L171 194H169V196L167 195V197H170V198L167 199L165 203H162V202H160L161 200L160 201L157 200V196L158 195L156 196L157 190H160L158 188H159V186L161 184L158 181H160L161 179L158 180L155 177H152V174H151L152 172L150 173V176H148L149 175L148 172H147L148 174H146V173L144 174L142 172L143 170L142 171L141 170H137L132 165L130 166V165H127V164L123 165L121 163H117L115 166L113 165L114 166V170L112 169V175H111L110 180H109V185L107 187H105V188L102 186L103 188L100 189V192H103L102 194L95 193V191H93L91 189V187L89 186L90 184L86 185V183L89 181L91 175L92 174L94 175L93 170L98 166L97 161L100 160V159H98L96 161V160H93L95 158L94 155H93V157H94L93 159L90 157V155L89 156L84 155L81 152L82 148L81 149L75 148L74 147L75 145L74 146L71 145V143H70L71 140L69 139L71 137L64 136L65 134L63 135V137L61 136L59 129L63 133L61 127L64 126L66 122L68 124V122L72 121L74 115L72 113H70V112L66 113L64 111H63V113H58V112H60L57 109L58 106H57V108H55V106H53V104L56 105V104L60 103L61 101L57 103L56 101H54V98H53V101L50 100V101H52V103H51V102H49L47 97H45L46 95L43 94L42 83L46 82V84L49 85L47 82L50 80V73H48V71H47L48 74H45V72L43 70H41L39 68L36 69V67H31L32 69L33 68L36 69V71H34L35 69H33L34 73H32V71H30V70H32L30 68H29V70H25V71L22 70L23 68L22 69ZM54 68H53V70H54ZM72 68H74V67H72ZM15 69H17V68H15ZM51 69H52V67L49 70H51ZM103 69L104 68H102L99 71H95L94 74H91V76L92 75L96 76L100 72L102 73ZM58 70H57V72H58ZM91 70L86 68V71L84 72L86 74V75H84V77L86 76V78L88 77V81L90 80V83L88 82L89 84L83 85L84 83H82V80L79 81L80 83H79V87H78V93H81V89H82V93H84V96H85V93H88V96H91L92 94H94L92 92V88H93V84L96 81L93 79V76L89 78V74L91 73L90 72ZM173 70H174V72L176 71L175 68H173L171 71H173ZM74 72H76V71H74ZM51 73H53V72H51ZM32 74H34V75H32ZM177 74H179V73H175V75H177ZM138 75H139V77H141L139 72H138ZM173 75L174 74L172 73V76ZM81 76H83V74ZM172 76H170V77H172ZM180 76L181 75L175 76V78L173 76V79H171V82H168L167 84H165V82H164V84H162V86L159 87L160 89L158 88L159 90H158L157 93L161 97H163L165 100L168 101L167 103H168L169 106L167 107V110H168V108H170L168 110V113H167L168 115H166V116H169V118L165 116L166 117L165 118V124L166 125L168 124V127H169L170 130L169 131L165 130L166 133H164V132H162V134L159 133L158 140L160 142H162L161 147L163 149H168L169 148L171 150H174V149L178 150V149H180L181 145H183V144H186L188 146V148H191V147H194V146H196V147H198V146L202 147L203 146L205 148V146L208 144V141L209 140L211 141V139H210L211 135L209 136L210 133H208L206 122H204V121L205 120L209 121L210 120L209 118H212V117L210 116V114H208L209 112L207 114L204 113V115L203 114L202 115H198V114L194 113V111H192L190 102L185 101L184 97L182 96L183 93L186 90L187 91H188V89L190 90V86H192L191 82H190L191 80L187 81L186 78H183V77H180ZM57 77H59V76H57ZM76 77H78V76H76ZM105 77L107 78V76H105ZM125 77H127V76L125 75ZM53 78H54V76H53ZM106 78H105L104 82L107 83L108 80ZM122 78H123V76H122ZM76 79L77 78H75V80ZM82 79H84V78H82ZM124 79H126V78H124ZM124 79H122V80H124ZM128 79H127V81L129 83L130 79L129 80ZM98 81H99V79H98ZM125 81H123V82H125ZM57 82H59V81L57 80ZM133 82H134V85H136L135 84L136 82L135 81H133ZM133 82L131 81V83H129V84H132ZM109 83H111V82H109ZM109 83H107V84H109ZM138 83H139V81H138ZM140 83H143V81L142 82L140 81ZM97 84H98V82H97ZM99 84H101L100 81H99ZM125 84H126V82H125ZM138 86H140V85H138ZM141 86H142V84H141ZM132 87H133V85H132ZM106 88H107V86H106ZM137 88L139 90V87H137ZM100 89H101V87H100ZM103 90H105V89H103ZM108 90H109V88H108ZM135 90H136V88H135ZM141 90H142V88H141ZM145 90H143V91L145 92ZM73 91H74V89H73ZM251 91H252V93H251ZM130 92H132V91H130ZM140 92H142V91H140ZM181 92H183V93H181ZM135 94L136 93H134V95ZM103 95H104V93H103ZM51 96H52V94H51ZM77 96L78 95L76 94V97ZM79 97H81V96H79ZM188 97H190V95ZM185 98H186V96H185ZM76 99H73V100H76ZM7 101H9V100H7ZM57 101H58V99H57ZM22 102H24V101H22ZM53 102H56V103H53ZM24 103H22V105ZM27 104H28V102H27ZM84 104H83L82 101H76V102L72 103V109H74L75 118H77L78 120H81L82 118L87 117L86 116L87 114H86L85 110H83V105ZM0 105H1V101H0ZM14 105L15 104H12V103L9 102V106L6 105V107L5 106H3V107L6 108L5 109L6 112L12 113V111H14L13 110L14 109L13 108ZM31 105L33 107L32 103H31ZM31 105H29V106H31ZM60 105H63V104H60ZM60 105H59V107H61ZM90 105H92V104H90ZM95 108L97 109L98 106H95ZM25 109H30V107L29 108L26 107ZM89 109H91V108H89ZM247 109H246V112H247ZM33 110H34V108H33ZM40 111H39V113H40ZM90 111H92V110H90ZM248 111H250V110H248ZM28 112L29 111H27V113ZM32 112H34V111H32ZM35 112L31 113V114H35ZM8 113L6 115L4 114V116L7 117ZM24 113H25V111H24ZM247 113H249V112H247ZM0 114H1V118H3L2 117L3 113H0ZM91 114H92V112H91ZM37 115L34 117V119H32L33 115H32V118H31V116H28V117L31 118L32 120H34V122H36L35 118L37 117ZM257 115H259V114H257ZM40 116H39V118H40ZM25 118H27V116H25ZM43 118L38 119L39 121L41 120L40 124H42L43 122H44V124L46 123L45 122L46 120L42 122ZM3 121H4V119H3ZM28 121L30 122V120H28ZM25 122H27V121L25 120ZM25 122L23 123L24 125H25ZM62 123H64V125H62ZM85 123H87V122H85ZM6 124H10V123L7 122ZM34 124H36V123H34ZM218 124H219V122H218ZM207 125H209V124H207ZM3 126H5V125H3ZM6 126H8V125H6ZM15 126H16V124H15ZM15 126L13 128H15ZM36 126H35V129H36ZM217 126H218V128H221L220 125H217ZM28 127H29V125H28ZM31 127H32V125H31ZM67 127H69V125ZM9 128H10V125H9ZM20 128H21V125H20ZM39 128L41 130V127H39ZM65 128H66V125H65ZM0 129H2V128H0ZM11 129H12V127H11ZM68 130H69V128H68ZM34 131H32V132H34ZM99 131L100 130L93 131V132L92 131H88V132H92V133H90V134L88 133L89 135H87V136L94 138L98 142L99 141L102 142V139L104 137V136L102 137V135L104 133L102 134V132L100 133ZM2 132H0V133H2ZM14 132H15V130H14ZM14 132L11 131V134L12 133L14 134ZM16 132H17V126H16ZM26 132H25V134H26ZM40 133H44V132L40 131ZM65 133H66V131H65ZM13 134H12V136H13ZM1 135H3V134H1ZM8 135H9V133L7 134V136ZM40 135L42 136L43 134H40ZM4 136H5V134H4ZM9 138H11V137H9ZM7 140L10 141L9 139H7ZM11 142H13L12 139H11ZM38 143H42L41 146H39ZM212 143H213V141H212ZM6 145H7V143H6ZM159 145H160V143H159ZM2 146H3V144H2ZM5 146H3V147H5ZM9 146L10 145H8V147ZM208 146H210V145H208ZM5 148L8 149L7 146ZM0 150H2V149L0 148ZM85 150L88 152L87 149H85ZM208 150H210V147H209ZM6 154L7 153H6L5 150L2 151V153L0 154V160H1V158H6V160L8 159L7 161L9 163L8 164L9 166H8L7 169L3 170L2 169L3 168L2 165H1L2 168H0V191L3 193V195L5 194L6 198H10V195H12V194L10 193L9 185L10 186H12V185L15 186L16 183H17V180H18V176H20V175L22 176V174L25 173L24 172L25 170H23L24 169L23 166L22 167L14 166V168H12V166H11V164L13 163L12 158H8L9 156L6 157ZM14 155H16V154H14ZM25 155H23L22 157H24ZM25 159H27V158L25 157ZM33 160H35V159H33ZM11 161H12V163H11ZM28 161H29V159H28ZM35 163L36 162H34L33 164H35ZM113 163H114V161H113ZM233 163H235V162H233ZM239 163H240V161H239ZM242 163L246 164L245 162H241V164ZM176 164H177V166H176L177 169L180 170L179 172L185 171L188 168L191 169V167H192L191 166V162H188V161H182L181 160L179 163H176ZM238 164H237V166L235 164L236 168L238 167ZM110 165H111V163H110ZM153 165H155V164H153ZM241 166L242 165H240V167ZM243 167H244L243 168L244 172H245V170L246 171H250L251 170L250 166L248 167V165H247L248 168L245 165ZM243 169H242L241 172H243ZM38 171H39V167H38ZM146 171H147V169H146ZM41 172H40V174H41ZM221 174H222V172H221ZM221 174H218V176H215L216 178L213 179L214 183L216 182V184H218V182H219L218 178L221 176ZM156 175L153 174V176H156ZM246 175L249 176V177L246 178L245 177ZM108 176H109V173H108ZM245 176H244L245 178H243V177L239 178L240 176L237 177V175H236L235 178L232 179L234 181L233 182L231 181V184L235 185V183L238 182L237 184L238 185L240 184V187H241V185L244 186L246 184L250 185V187L251 186L254 187V188L256 187L255 190L257 189L258 192L260 191V193L263 195L264 194V179L261 176H259L256 171H254L252 175L245 174ZM98 178H100V177H98ZM171 181L172 180H170V183H169L170 185H171ZM102 184H103V182H102ZM105 184H107L106 181H105L104 185ZM100 185H99V187H100ZM218 186H219V184H218ZM81 188L84 190V191L82 190L83 192L81 191ZM95 188H97V187H95ZM247 188H249V187H247ZM168 190H170V189L168 188ZM179 191H180V189H179ZM13 192L15 193V190ZM159 193H160V191H159ZM164 193H165V191H164ZM55 198H57V197H55ZM184 198H185V200H184ZM178 199L182 203H180V201ZM221 202H223V201H221ZM258 203H260V202H258ZM219 204L220 203H218V205ZM222 207H223V205H222ZM223 208H221V206H220V210L223 209ZM97 209H99V210H97ZM24 210H23V212H24ZM260 212H262V211L260 210ZM41 214L42 213H39V214L37 213V216L35 215V217H37L38 219L36 218L34 220H36L37 222H42L43 221L42 218L44 216H42ZM93 214H96V213H93ZM261 215H263V213ZM234 217H235V214H234L233 218ZM29 220L31 221V219H29ZM34 220H33V225L35 223V227L33 226L34 228H32V231H31L32 234L31 235L33 236V240L38 241L41 244V242L43 240L46 241L48 236L46 237V235L42 232L43 230L42 231L40 230L41 228L39 227V223L34 222ZM30 223L31 222H29V224ZM29 224H28V226H29ZM251 225L253 226V224H251ZM123 230H124V232L126 234V237L121 236V233L124 234L122 232ZM244 239H246V238H243V240ZM246 240H245V242H246ZM249 241H251V240H249ZM254 243L251 242V246H252V244L254 245ZM249 244H250V242H249ZM256 244L258 245V243H256ZM260 246H262V245L260 244ZM259 248L261 249V247H259ZM47 253H49V252H47ZM181 258L182 259L184 258V260H181ZM37 259H38V256H37ZM45 260H48V259H45ZM49 260H50V258H49ZM156 261L158 262V260H156ZM37 262L38 263H35V264H50L51 263V262L49 263L48 261L47 262H42V261H38V260H37ZM242 264H244V262H242Z\"/></svg>",
	"mask_w": 264,
	"mask_h": 264
}]
</instances>
